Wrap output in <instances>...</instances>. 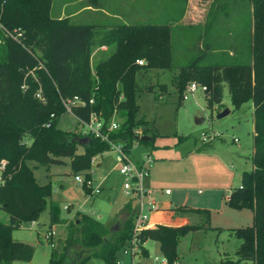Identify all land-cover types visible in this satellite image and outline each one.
<instances>
[{
    "label": "trees",
    "instance_id": "1",
    "mask_svg": "<svg viewBox=\"0 0 264 264\" xmlns=\"http://www.w3.org/2000/svg\"><path fill=\"white\" fill-rule=\"evenodd\" d=\"M185 2L189 4L188 0ZM2 3V23L10 29L23 28L25 45L36 56L8 38L4 37L0 42V159L8 161L0 180V207L8 215L7 222L0 220V264L29 263L34 247L14 240L12 231L23 221H36L51 194L49 183L36 182L29 161L60 164L62 158L68 157L75 174L83 173L85 178H90L92 158L109 150V145L98 138L83 134L76 138L58 127L59 117L66 113L61 99L77 96L86 102L84 106L71 109L80 123L88 121L93 112L102 118L104 128L111 123L113 115L120 118L119 127L109 133V138L122 142L128 151L136 140L137 128H143V135L152 133L148 121L137 118L140 109L137 96L142 89L137 82V73L140 69L172 68L170 35L168 24L116 27L100 38V45H113L114 50L92 69V45L96 36L92 25L50 17L51 0H0ZM254 3L262 5V12L257 10L256 32L250 42L248 62L203 65L197 57L181 67L173 78L180 99L188 81L198 78L208 85L205 96L210 105L221 104L223 84L227 85L235 108L249 100L254 105L252 169L242 172L241 184L231 192L228 200L230 206L249 208L254 215L250 227L232 229L241 243L236 251L237 259L229 264H264V0H254ZM183 10L179 18L183 16ZM37 28L45 33L43 49L29 40L31 31L37 34ZM137 59L146 63L139 65ZM28 71H32L34 77L26 75ZM25 80L28 89L23 90L21 85ZM39 86L45 97L44 104L34 96ZM160 87L163 89L164 85ZM51 114H54L52 122L46 126ZM25 135L30 137L29 144L23 141ZM81 137L85 139L80 141ZM78 146L82 147L81 152H78ZM126 209L130 217L119 222L116 231L84 215L83 222L79 221L81 247L69 248L78 243L71 239L61 251L53 248L49 264H86L91 258L117 264L116 254L130 238L133 226L130 202ZM179 209L196 215L200 213V209ZM204 218L208 221L207 215ZM49 220L50 224L62 221L59 207L53 201H49ZM197 227L158 224L144 229L140 232V248L146 240H156L168 264H175L178 240Z\"/></svg>",
    "mask_w": 264,
    "mask_h": 264
},
{
    "label": "rangeland",
    "instance_id": "2",
    "mask_svg": "<svg viewBox=\"0 0 264 264\" xmlns=\"http://www.w3.org/2000/svg\"><path fill=\"white\" fill-rule=\"evenodd\" d=\"M261 8L262 5L256 6L254 0H192L187 17L179 23L173 20L167 23L164 16L157 19V14L167 10L172 14L175 10L179 11L178 7L155 9V17L139 12L137 17L132 18L141 22L136 24H168L169 28L172 68L140 69L136 76L138 85L142 88L137 96L140 106L137 118L147 120L152 130L147 136H155L148 141L134 140L127 153L135 164L149 160L145 188L153 191L152 197L157 198L158 203L168 204L173 209L174 212H170V215L188 212L179 207L200 209L198 215L193 213L195 219L190 224L198 227L185 233L177 242L176 264H229L237 259L236 251L241 239L232 232L233 228H229L250 227L254 214L249 208L230 206L228 200L231 192L240 186L242 172L252 169L254 105L249 100L235 108L230 101L226 84H223L221 104L210 105L206 100V92L198 89L192 95L187 93L189 83L208 86L198 78L188 81L180 99L173 78L181 67L197 57L203 65L248 62L250 42L256 32L257 10L262 12ZM56 10V0H51L50 17L58 19ZM109 10L111 13L116 10L119 15H111V19L107 15L106 22L98 18V12L89 18L92 10H83L61 18L72 23H94L90 24L96 33L92 45V69L114 50L113 45L107 46L105 51L100 50L101 36L116 27L128 25L123 20H129L124 14L129 9ZM36 30L37 34L31 31L29 40L43 49L46 46L45 33L40 28ZM31 76L34 77V74ZM160 85H164V88ZM38 102L44 104L45 100ZM226 108L230 112L218 118L217 114ZM113 118L121 122L116 115ZM195 118H204V121L196 124ZM58 127L76 138L85 129L69 112L59 117ZM142 129L137 128L136 135H143ZM82 139L84 137L80 141ZM23 141L27 144L31 142L28 135L24 136ZM81 151L82 147L78 146V152ZM114 156L113 151H105L91 162L89 172L92 188L98 187V194H91V189L83 188L74 179L75 173L68 157L62 158L63 162L60 164L43 165L29 161L36 182L49 183L51 186L47 206L39 218L34 223L23 221L19 228L12 231L14 240L34 247L31 264H49L52 249L56 247L61 251L62 246L71 239L78 243L69 248L81 247L79 221L83 222L85 216L103 222L112 231L117 230L113 228L115 225L130 217L129 211L118 216L119 208L124 202H130L134 210L136 201L125 195L123 178L119 176L117 169H112L115 164ZM165 189H170L171 194L160 195V191L164 192ZM49 201L57 203L59 207L62 221L58 224H50ZM161 208L166 210L168 207ZM202 212L208 216V221L205 222ZM0 220L8 221V215L1 207ZM51 230L56 232L54 247L44 237ZM145 247L148 254L146 249H140L134 257V264H154L155 257H163L158 241L149 239ZM116 260L117 264H132L131 255H125L122 248L117 252ZM11 264L26 262L14 261ZM86 264L107 263L99 258H91Z\"/></svg>",
    "mask_w": 264,
    "mask_h": 264
},
{
    "label": "built area",
    "instance_id": "3",
    "mask_svg": "<svg viewBox=\"0 0 264 264\" xmlns=\"http://www.w3.org/2000/svg\"><path fill=\"white\" fill-rule=\"evenodd\" d=\"M2 13H3V3L0 4V42L2 38H8L15 43L19 44L25 49H28L25 45V32L21 27L8 28L2 23ZM28 51L36 56L30 49ZM136 63L139 65H143L144 61L142 59H137ZM42 66V65H41ZM28 74H32V71H28ZM23 90L28 89L27 81L25 80L21 85ZM198 89L203 92H206L207 87L201 86L197 83H189L187 87V93L193 94ZM35 98L40 101H44V95L42 88L39 86L34 93ZM183 97V96H182ZM187 94L184 96V100L186 99ZM62 104L66 110V112L72 113L71 109L75 106H84L86 102L74 96L73 98L61 99ZM92 99L89 100L92 103ZM54 114L50 115V119L45 123L46 126H50ZM84 126L83 135H90L94 138H98L101 141L106 142L109 145L108 151H113L115 156V169H117L118 174L123 178V190L125 195L132 197L133 200L136 201V207L133 210V226L130 238L127 240L125 245L123 246V253L125 255L130 254L132 257V264H134L133 257H135L140 250V232L144 229H148L149 226V215L153 211L157 210L156 200L152 197V190L145 188L144 180L148 176V166L149 160H143L140 164L133 163L127 151L125 150L124 144L120 141L112 140L109 138V133L111 131L116 130L119 127V122L112 119L111 123H109L104 128V122L100 116L96 113H91L89 120L86 122H81ZM234 141H237L234 138ZM96 156H94L91 162L94 160ZM8 161L4 158L0 159V173H2L7 167ZM74 179L79 182V184L83 188L91 189V194L99 193V188H92V180L91 178H85L83 174H75ZM1 180V176H0ZM164 193L169 195L171 193L170 189H165ZM67 209V207H64ZM35 221H32L34 223ZM56 232L54 230L48 231L44 237L50 242V245L54 247L53 239L55 238ZM154 264H168L167 259L163 256L162 258L155 257ZM176 264V263H175Z\"/></svg>",
    "mask_w": 264,
    "mask_h": 264
},
{
    "label": "crops",
    "instance_id": "4",
    "mask_svg": "<svg viewBox=\"0 0 264 264\" xmlns=\"http://www.w3.org/2000/svg\"><path fill=\"white\" fill-rule=\"evenodd\" d=\"M188 1H189V4L187 5L185 0H94V1H90V0H56V7H57L56 11H57V18L61 19L67 15L72 16V15L78 14L79 12H81L83 10H92V15H90L89 18L94 17L96 15V12H98V18L100 20H102V22H106L105 19L107 18V15L109 16L110 19L112 17L111 15H113L114 17L119 15L116 10L111 13V11L109 9L126 8V9H129V11H125L124 14L128 16L129 20H127V18H126L123 20V23H125V24H136V23H141V22H139V20H135L132 18L137 17L139 12L152 14L153 17H155L156 16L155 9L178 7L179 11L175 10L174 13H172V14L170 13L169 10H167L161 14H157V16H158L157 19H160V16H164L167 21L168 20L170 21V19L172 18L173 22L179 23L187 17L188 9H189V6H190L192 0H188ZM54 6H55V4H54ZM93 6H94V8H93ZM185 8H187V9L185 10ZM182 9H184L183 10L184 11L183 16L179 18V14L181 13ZM171 22H172V20H171ZM76 23L77 24H88V25L94 24L92 22L91 23L90 22H87V23L86 22H84V23L76 22ZM107 46L108 45H104V44L101 45L100 50L101 51L107 50ZM91 58H92V56H91ZM103 153H101V154H103ZM101 154H98V155H101ZM98 155H96V157ZM114 165H113L112 169H115ZM164 194L165 193L163 191H160V195H164ZM165 195H167V194H165ZM157 201H156L157 210L154 212L152 211L149 215V226H148V228H153L158 224H163V225H168V226H180V225H185V224L190 225L194 221L195 215L193 213H191L190 211H188L187 213L178 212L177 215L172 216V215H170V212H174V211H172L173 209H170V206L168 204L164 205L160 202L158 203ZM127 203L128 202H124L123 205L119 208L118 216H122L123 212L128 211L126 209ZM164 206L166 208L167 207L168 208L166 210L162 209L161 207L164 208ZM98 217L101 218L100 215ZM232 228L234 229V228H240V227H230L229 229H232ZM147 242H148V240L143 242L142 248H140V249H146V252L148 254V250L145 247ZM133 260H134V257H133ZM26 264H31V262H29V263L26 262Z\"/></svg>",
    "mask_w": 264,
    "mask_h": 264
},
{
    "label": "water",
    "instance_id": "5",
    "mask_svg": "<svg viewBox=\"0 0 264 264\" xmlns=\"http://www.w3.org/2000/svg\"><path fill=\"white\" fill-rule=\"evenodd\" d=\"M145 63H146V61H144ZM230 112V110L228 109V108H226V109H224L223 111H221V112H219L218 114H217V117L218 118H222V117H224L225 115H227L228 113ZM204 121V118H195V123L196 124H200V123H202ZM85 139V138H84ZM135 139L136 140H142V141H148V140H150L151 139V137L150 136H147V135H141V136H135ZM113 228H117V225H115V227H113Z\"/></svg>",
    "mask_w": 264,
    "mask_h": 264
}]
</instances>
